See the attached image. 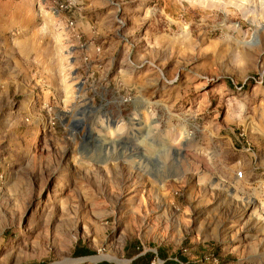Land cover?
Masks as SVG:
<instances>
[{"label": "rangeland", "instance_id": "rangeland-1", "mask_svg": "<svg viewBox=\"0 0 264 264\" xmlns=\"http://www.w3.org/2000/svg\"><path fill=\"white\" fill-rule=\"evenodd\" d=\"M148 252L264 264V0H0V264Z\"/></svg>", "mask_w": 264, "mask_h": 264}, {"label": "trees", "instance_id": "trees-1", "mask_svg": "<svg viewBox=\"0 0 264 264\" xmlns=\"http://www.w3.org/2000/svg\"><path fill=\"white\" fill-rule=\"evenodd\" d=\"M74 255L77 257H84L90 255V251L85 249H76ZM155 256L152 253H146L144 255H138L135 259L132 260L130 264H151L154 260ZM166 264H175V263H169L166 261Z\"/></svg>", "mask_w": 264, "mask_h": 264}, {"label": "built area", "instance_id": "built-area-1", "mask_svg": "<svg viewBox=\"0 0 264 264\" xmlns=\"http://www.w3.org/2000/svg\"><path fill=\"white\" fill-rule=\"evenodd\" d=\"M151 264H154V263H151Z\"/></svg>", "mask_w": 264, "mask_h": 264}, {"label": "crops", "instance_id": "crops-1", "mask_svg": "<svg viewBox=\"0 0 264 264\" xmlns=\"http://www.w3.org/2000/svg\"><path fill=\"white\" fill-rule=\"evenodd\" d=\"M135 258H136V257H135ZM135 258H134V259H135Z\"/></svg>", "mask_w": 264, "mask_h": 264}]
</instances>
